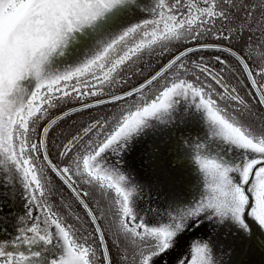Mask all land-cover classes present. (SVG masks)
Listing matches in <instances>:
<instances>
[{"label":"snow or ice","instance_id":"obj_1","mask_svg":"<svg viewBox=\"0 0 264 264\" xmlns=\"http://www.w3.org/2000/svg\"><path fill=\"white\" fill-rule=\"evenodd\" d=\"M184 4L185 0H173L171 4L157 0L152 11L160 17L159 21L145 20L143 25L137 23L113 35L112 29L125 12L137 6V0H0V166L5 173H15L19 177L29 193V201L35 203L53 194L49 187L51 181L37 163L40 146L46 141L38 139L33 142L30 135L36 130L37 121L47 113L44 105L56 107L54 100L97 95L96 91H82L78 87L69 89L67 82L92 72L94 66L104 69L109 65L103 73V79L107 80L111 73L131 61L145 47L144 42L127 50L120 45L126 37L146 25H158L163 21L162 28L154 27L149 45L157 42L165 45L186 35L195 40L202 31L212 33L217 40L239 37L244 45L239 54L222 44H203L195 50L212 49L236 55L240 70L259 93L258 103L264 106V84L255 78L264 79V67L259 64L264 62V0H203V6L190 0L180 11ZM217 24L219 28H216ZM105 36L109 38L105 39ZM78 43L95 45L91 58L70 70H56V58L69 55L73 45ZM192 51L191 48L179 51L170 60L167 67H175V78L150 103L122 112L114 122L96 119L84 126L82 133H77V136L89 135L82 151L76 154L75 172L71 164L57 167L46 153L43 155L50 171L85 210L95 241L90 242L87 232L63 223L51 206L41 204L46 218L35 217L32 223L25 225V218L21 217L19 235L12 245L19 247L22 244L28 252L12 251L6 243H0V264H112L103 227L105 218L117 241L132 249L135 264H155L156 259L173 248L188 228L199 226L202 218L231 224L248 236L252 235L253 225L264 231V123L259 126L248 123L255 113L250 109L246 113L243 107L235 115H229L212 98L211 85L197 87L199 77L194 78L196 82L185 79L183 74L189 68L183 58ZM215 60L221 65L227 64L220 56ZM254 64L256 71L253 70ZM208 74L212 75L211 72ZM159 75V72L151 75L124 96L111 97L110 102L134 96L151 86ZM213 79L217 84L222 83L216 77ZM29 82H32V88L28 87ZM189 91L194 99L199 98L196 108L203 109L208 121L207 142L198 141L190 153L192 163L205 177L207 188L195 202L174 214L169 213L167 222L151 226L135 212L136 198L142 186L118 165H109L105 154L126 152L146 134V130L156 126L153 122L164 126L171 124L178 98L186 97ZM224 91L235 93L236 90L225 87ZM231 100L245 105L238 95H231ZM102 103L105 101L84 103L81 109L64 112L60 118H70L75 111ZM40 131L45 138L49 134L47 126H42ZM93 132L99 142L92 139L90 134ZM75 140L74 136L63 145L62 157L72 153L70 146L75 147ZM220 145H224L228 153L238 151L241 158L230 159ZM76 177H81L89 186H96L100 199L95 206L87 202L92 195L90 192L78 191L74 187ZM11 180L9 175L8 181ZM27 216H33L32 203L28 205ZM48 225L53 226L55 232ZM57 236L63 241L62 254L51 260L43 259L40 249L54 247ZM123 259L126 261L128 257ZM180 264L215 262L209 245L197 244L190 259Z\"/></svg>","mask_w":264,"mask_h":264},{"label":"rangeland","instance_id":"obj_2","mask_svg":"<svg viewBox=\"0 0 264 264\" xmlns=\"http://www.w3.org/2000/svg\"><path fill=\"white\" fill-rule=\"evenodd\" d=\"M189 2L190 0H185V4L181 5L180 11H183ZM195 2L203 6V0L201 2L200 0H195ZM156 3L157 0H137V6L121 16L118 25L112 29V34H119L124 28L137 23L143 25L145 20L159 21L160 17L152 11ZM171 3H173V0H166V4ZM154 27L162 28L163 21H160L158 25H146L142 30L125 38V41L120 45L123 50L134 47L141 42H144L145 47L131 61L126 62L116 72L111 73L107 80L103 79V73L107 71L109 65H106L104 69H98L94 66L92 72L74 77L67 82L68 88L78 87L82 91H96L97 95L107 93L119 79L120 73L135 60L151 52L159 51L171 43L192 38L190 35H186L180 40L166 42L165 45L159 42L149 45ZM145 33L148 35H145ZM104 38L108 39L109 37L105 36ZM94 50L95 45L92 43L88 45L82 43L74 44L69 55L56 58L55 69L65 71L78 67L81 63L91 58ZM174 74L175 72L168 79H174ZM102 80L103 83H101ZM32 86V82H29L28 87L32 88ZM152 92L154 91H145L132 102L128 101L121 104L118 108V113L107 121L114 122L121 116L122 112L126 113L134 110L138 105L150 103L155 98L148 99L152 96ZM88 96L85 95L84 97ZM75 99L73 96L54 100L53 102L65 103L68 100ZM198 103L199 98L194 99L189 91L186 97L181 96L178 98L171 124L164 126L153 122L156 126L146 130V134L138 138L126 152H108L105 154V160L109 165H118L126 174H130L136 183L142 186V191L136 198L135 212L138 218L151 226L167 222L169 213L174 214L177 210L195 202L207 188L205 177L197 170V166L192 163L190 158V153L195 149L196 143L198 141L207 142L206 138L209 134L206 113L203 112V109L197 110L196 105ZM44 107L47 108V112L51 109L48 104H45ZM30 135L32 141L35 142L33 138L35 134L33 135V132H31ZM92 139L98 140L96 132ZM212 147L215 148L216 145L213 144ZM220 147L224 149L225 154L230 159L241 158L238 151L228 153L224 145H220ZM70 164L75 172L76 167L73 166L72 162ZM0 169L2 172V166H0ZM8 176L7 174L6 183L9 182ZM11 176L12 180L17 183V186L15 185L11 192L7 190L9 196L15 197L13 208H11L13 213L8 212L10 207L7 208L6 215L0 212V243H6L9 250L27 253L28 248L22 244L19 247H12L13 242L16 241L19 235L20 218H25L23 220L25 225L32 223L35 217L41 220L45 219V213L40 207L43 200L38 199L35 203L29 201V193L25 191L22 181L15 173H12ZM76 179L85 191L92 194L91 196L95 202L100 199L95 185L89 186L83 183L81 177H76ZM210 179L209 177L208 180L210 181ZM3 192L5 191L3 190ZM29 203H32V217L27 216ZM51 208L60 216L55 207L51 205ZM13 214L16 216H13ZM62 222L67 224L63 219ZM105 222L109 232L115 236L114 230L108 227L109 221L107 218H105ZM249 222L251 223V221ZM48 227L55 232L53 226L48 225ZM197 244L209 245L215 264H264V231L253 225L252 235L248 236L231 224H219L214 219L203 218L199 221V226L188 228L179 237L173 248L168 250L162 257L156 259L155 264H180L181 261H188ZM121 246L128 257L129 264H135L132 258V249L126 244L121 243ZM40 250L43 253V259L51 260L54 256L59 257L63 252V241L57 236L54 247H47V250L41 248ZM98 256L97 254V258Z\"/></svg>","mask_w":264,"mask_h":264},{"label":"trees","instance_id":"obj_3","mask_svg":"<svg viewBox=\"0 0 264 264\" xmlns=\"http://www.w3.org/2000/svg\"><path fill=\"white\" fill-rule=\"evenodd\" d=\"M202 0H200L201 2ZM219 24L216 25V28H219ZM215 32V29H213ZM198 42H220L228 44L239 52L244 47L243 43L240 41L239 37L233 40H217L212 33L207 31H202V34L195 40L192 38L187 40L177 41L171 43L166 47H163L159 51L151 52L148 55H144L139 59L135 60L130 66L126 67L121 73L119 79L112 85L107 93L99 94L95 96H88L82 99L68 100L65 103H55L56 107H51V109L44 115L43 118L35 125L36 130L33 132L35 142L38 139H41V127L45 126V122L49 121L56 114L61 111L82 104L88 101L96 100L105 96L116 94L122 91H125L141 81L145 80L152 73H154L162 64L167 61L172 55L178 52L180 49ZM220 56L227 61L226 65H221L216 62L215 57ZM183 62L188 65L189 71L184 73V78L189 81H195V77H199V81L196 82V86L200 87L204 85L208 88L211 85V95L217 101L218 107L222 111H226L229 115H235L236 111H239L240 108H245V112L250 109L251 112L255 113L254 116L248 120V123L253 124V126H259L264 123L262 117H264V106H261L258 103V95L254 88L249 84L244 73L240 70L238 59L231 55L228 52H217L215 50H195L189 52L184 58ZM261 67H264V62H259ZM206 68V71H201V69ZM253 70L256 71V65H253ZM176 72L175 67L170 68L165 74H163L158 80H156L151 86L143 89L141 92L136 93L132 97H125L124 99L117 102H109L106 104L97 105L82 111H77L71 115V117H65L62 120L58 121L52 128L49 130L47 135V149L50 157L59 167L69 165L71 162L73 166L75 165L76 154L82 151L83 144L87 141L89 134H85L78 141L75 142V147H72V153L69 156L62 157L60 153L65 151L63 145L72 138L76 132L82 129L84 126L90 125L94 120L99 119L102 122L109 120L112 116L118 113V108L121 104L125 102H132L139 95L145 91H154L152 96L148 99L156 97L163 87L170 83L171 75ZM215 73L218 76L226 78L231 84L232 88L235 89V93L230 94L227 91H224V88L221 84H217L216 81L208 73ZM260 84H264V79L259 76L255 77ZM150 94V95H151ZM231 95H238L241 99L244 100L245 105H239L238 102L231 100ZM116 118V117H115ZM95 132L91 133V137ZM99 142V139L97 140ZM37 159V162L40 168L43 170L44 175L51 181L49 187L53 190V194L46 196L41 204L52 205L56 208L57 212L60 213L62 219L67 222L68 225H73L74 229L79 230L80 232H87L90 234V242H94L96 237L94 235V230L90 223L88 222V217L85 215V210L77 203L75 197L72 195L71 191L64 185V183L56 177V175L50 171L48 163L42 159L43 152L42 146H40V153ZM73 171V170H72ZM74 172V171H73ZM0 189L13 190L17 183L13 180L6 183L7 174L12 175V173H3L0 169ZM80 180V179H79ZM75 186L79 190L85 189L81 186L79 181L76 179ZM18 188V187H17ZM14 198L12 195H0V202L2 203V210H7L12 212ZM88 203L95 206L96 202L90 196L88 198ZM110 203V202H109ZM1 210V211H2ZM56 212L55 210H53ZM13 213V212H12ZM76 218V219H75ZM103 227L106 231L107 244L111 254L112 264H129V260L126 261L123 259L126 253L116 239V236H113L109 232L105 220L103 221ZM114 233V232H113ZM115 235V233H114ZM99 255V252H97ZM99 258V256H98Z\"/></svg>","mask_w":264,"mask_h":264},{"label":"water","instance_id":"obj_4","mask_svg":"<svg viewBox=\"0 0 264 264\" xmlns=\"http://www.w3.org/2000/svg\"><path fill=\"white\" fill-rule=\"evenodd\" d=\"M203 44H209V45L222 44V45H224L225 47L231 48L233 52H236L237 54L240 53V52H239L237 49H235L234 47H232V46H230V45H228V44H225V43H220V42H198V43H193V44H190V45H188V46H186V47L180 49L179 51H183V50H186V49H189V48L194 49V51H195V49H198L199 45H203ZM179 51H178V52H179ZM178 52H176L175 54H177ZM175 54L172 55L167 61H165V62L162 64V66H161L160 68H158V69H157L154 73H152L151 75L156 74L157 72H159V73H160V75H159V77H158V79H159L163 74H165V73L170 69V68L167 67V65L169 64L170 60L175 56ZM234 56L237 58L236 55H234ZM151 75H150V76H151ZM150 76H149V77H150ZM211 76H212V77H216L217 79L221 80L222 83H220V84L222 85V87H223L224 89H225V87L228 88V89H233V88H232V84H231L226 78L221 77V76H218V75L215 74V73H212ZM149 77H147V78H149ZM147 78H146V79H147ZM146 79L143 80V81H141L140 83L136 84L135 86H133V87H131V88L125 90V91H122V92H119V93H116V94H112V95H109V96H105V97H102V98H99V99H96V100L88 101V102H85V103L95 104V102H96L97 100H104L105 103H102V104L109 103V102L111 101V97H113V96H124V94H125L126 92H128V91H130V90H133V89L139 87V85H140L142 82H145ZM158 79H157V80H158ZM254 90L256 91V89H254ZM227 92H228V91H227ZM229 93H230V92H229ZM256 93H257V95H259V93H258L257 91H256ZM230 94H233V93H230ZM83 104H84V103H82V104H78V105H76V106H72V107H70V108H67V109L61 111L60 113H58V114H56L54 117H52V118H51V119L45 124V126H47V127L49 128V130H50V129L52 128L53 125H55L58 121L62 120L60 117L63 115L64 112H68V111H70V110H72V109H81ZM99 105H101V104H99ZM96 106H97V105H96ZM75 112H77V111H75ZM75 112H73V113H75ZM53 120L55 121L54 124L51 123V121H53ZM82 130H83V128L80 129L78 132L82 133ZM78 132H76V134H74V135L72 136V138H73L74 136L76 137L75 142L78 141L82 136L85 135V134H82V135H80V136H77V133H78ZM72 138H71V139H72ZM41 139H45V141H46V140H47V137L45 138V137H43L42 134H41ZM41 146H42V152H43V155L46 153L47 156H48V159H49L53 164L56 165V163H54V161L52 160V158L50 157V155H49V153H48L47 143H45L44 145H41ZM46 162H47V161H46ZM47 163H48V162H47ZM56 166L59 167L58 165H56ZM74 187H76L75 184H74ZM76 188H77V187H76ZM77 190L79 191L78 188H77ZM87 202H88V201H87Z\"/></svg>","mask_w":264,"mask_h":264},{"label":"flooded vegetation","instance_id":"obj_5","mask_svg":"<svg viewBox=\"0 0 264 264\" xmlns=\"http://www.w3.org/2000/svg\"><path fill=\"white\" fill-rule=\"evenodd\" d=\"M5 191V190H4ZM3 194H7V191L3 192V190L0 189V195H3ZM2 210V203L0 202V212L3 214V215H6V210H4L3 212L1 211ZM9 212V211H8ZM17 214V213H16ZM13 216H16L15 214H13Z\"/></svg>","mask_w":264,"mask_h":264}]
</instances>
